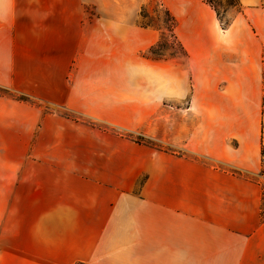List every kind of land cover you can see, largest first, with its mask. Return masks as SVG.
Instances as JSON below:
<instances>
[{
    "label": "crops",
    "instance_id": "0c3cea01",
    "mask_svg": "<svg viewBox=\"0 0 264 264\" xmlns=\"http://www.w3.org/2000/svg\"><path fill=\"white\" fill-rule=\"evenodd\" d=\"M240 2L219 54L220 65L241 66L226 80L238 90L222 98L207 144L156 158L138 195L111 197L109 160L94 161L66 118L0 97V151L22 153L11 161L15 190L0 192V264H264V0ZM12 19L0 28V84L36 78L41 91L64 56L52 35Z\"/></svg>",
    "mask_w": 264,
    "mask_h": 264
},
{
    "label": "rangeland",
    "instance_id": "374dc122",
    "mask_svg": "<svg viewBox=\"0 0 264 264\" xmlns=\"http://www.w3.org/2000/svg\"><path fill=\"white\" fill-rule=\"evenodd\" d=\"M244 10L240 0H46L40 8L0 7V28L13 18L46 31L52 35L47 44L64 56L41 91L36 78H13L10 86L0 84V97L66 118L86 135L88 150L92 144L94 161L109 160L111 197L138 195L156 158L188 156L189 147L207 144L222 98L238 90L226 80L241 66L230 67V57L220 65L219 54ZM116 20L125 21L120 37L112 34ZM159 43L163 56H152L150 48ZM128 62L139 67L125 71ZM81 139L76 143L82 154ZM21 154L0 151V192L15 190L20 169L11 161ZM262 165L258 181L264 189V160ZM94 175L103 176L101 168ZM119 250L111 248L110 255Z\"/></svg>",
    "mask_w": 264,
    "mask_h": 264
},
{
    "label": "clouds",
    "instance_id": "9594fccd",
    "mask_svg": "<svg viewBox=\"0 0 264 264\" xmlns=\"http://www.w3.org/2000/svg\"><path fill=\"white\" fill-rule=\"evenodd\" d=\"M125 21L116 20L114 25L112 26V34L114 36L120 37L122 36V28ZM132 67H139L138 65H135L133 62H128L124 65V70L127 71L128 69Z\"/></svg>",
    "mask_w": 264,
    "mask_h": 264
},
{
    "label": "trees",
    "instance_id": "16d2710c",
    "mask_svg": "<svg viewBox=\"0 0 264 264\" xmlns=\"http://www.w3.org/2000/svg\"><path fill=\"white\" fill-rule=\"evenodd\" d=\"M174 21V20H173ZM175 26H173L169 32H173V29H174ZM173 36H171L172 38ZM164 38V35H162V39ZM182 48V47H181ZM165 48L161 46V43L153 46L150 48L149 50V53L152 55V56H163V54H161V52L164 50ZM185 55V54H184ZM263 199H264V192H263ZM263 217H264V210H263Z\"/></svg>",
    "mask_w": 264,
    "mask_h": 264
}]
</instances>
